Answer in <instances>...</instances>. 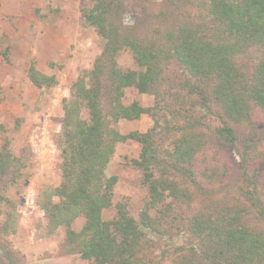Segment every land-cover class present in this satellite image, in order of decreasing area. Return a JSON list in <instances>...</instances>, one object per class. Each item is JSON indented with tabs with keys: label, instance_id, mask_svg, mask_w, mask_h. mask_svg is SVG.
Here are the masks:
<instances>
[{
	"label": "trees",
	"instance_id": "trees-1",
	"mask_svg": "<svg viewBox=\"0 0 264 264\" xmlns=\"http://www.w3.org/2000/svg\"><path fill=\"white\" fill-rule=\"evenodd\" d=\"M89 1L91 6L83 10L84 22L103 38L104 46L92 68L73 82L71 99L62 103L57 139L61 181L47 193L42 206L54 226L64 227L66 251L87 264H163L153 256L146 231L177 228L196 246L177 247L168 264H264V183L259 185L256 170L247 160L250 140L239 142L233 126L253 128L252 108L264 113V0H208L211 27L183 24L159 41L136 37L123 27L118 21L120 0ZM250 48H256L260 56L247 73L235 57ZM124 51L137 70L119 66L117 58ZM170 59L188 77L160 91L169 81ZM27 77L38 88L54 84L53 77L34 65ZM127 90L168 99L162 107L167 115L162 128L157 127L159 120L153 113L160 109L157 102L154 109L143 107L137 98L125 104ZM211 104L219 111L213 112ZM199 109L215 115L219 126L203 130ZM144 114L155 123L146 132L121 133L115 126ZM209 135L213 147L222 144L239 158L244 207L208 202L183 217L181 208L190 207L196 196L210 201L216 189V157L205 150ZM129 140L140 146L132 162L142 170L147 190L138 218L126 201L113 204L117 177L105 173L116 144ZM19 165L8 143L3 144L0 175L12 166L15 180ZM112 207L114 217L104 220L103 212ZM250 211L259 223L255 228L243 221ZM78 217L84 223L75 231L72 222Z\"/></svg>",
	"mask_w": 264,
	"mask_h": 264
},
{
	"label": "rangeland",
	"instance_id": "rangeland-1",
	"mask_svg": "<svg viewBox=\"0 0 264 264\" xmlns=\"http://www.w3.org/2000/svg\"><path fill=\"white\" fill-rule=\"evenodd\" d=\"M120 2L118 21L129 33L142 39L159 41L166 33L175 32L187 23L199 24L202 28L212 26L208 0ZM90 6L89 0H0V147L8 143L10 152L20 160L18 178L13 180L12 166L5 175H0V264H87L77 254L66 251L64 227L54 226L42 206L47 193L61 181L57 139L63 118L62 103L71 99L73 82L92 68L104 46L103 38L84 22L83 10ZM259 56L256 48H250L235 57V62L249 73ZM117 61L123 69H138L127 51ZM31 65L53 77L54 84L34 86L27 77ZM166 75L168 84L161 86L160 91L167 86L176 87L188 77L171 59ZM135 98L145 108L154 109L157 102L160 109L153 113L159 120L157 127L162 128L167 118L162 107L168 99L127 90L123 102L128 104ZM211 110L217 112L219 108L211 104ZM198 113L206 132L207 128L219 126L215 115L202 109ZM251 119L253 128L233 126L239 142L250 140L247 160L253 165L250 168L256 170L261 185L264 183V113L254 107ZM115 126L121 133L146 132L155 123L150 115L144 114L135 121L121 120ZM205 150L216 157V168H213L216 189L210 201L196 196L190 207L181 208L183 217L208 202L244 207L239 190L242 184L238 156L222 144L213 147L210 135ZM139 153L140 146L135 141L118 143L105 170L107 176L117 177L113 204L126 201L136 218L147 196L142 170L132 162ZM253 161L256 163L252 164ZM102 215L104 220H110L115 209H107ZM243 221L250 228L259 225L251 211L244 214ZM83 223L84 218L78 217L72 222V228L79 231ZM159 229L156 233L148 230L146 235L153 243V256L163 264L174 257L172 251L177 247L196 246L183 229Z\"/></svg>",
	"mask_w": 264,
	"mask_h": 264
}]
</instances>
